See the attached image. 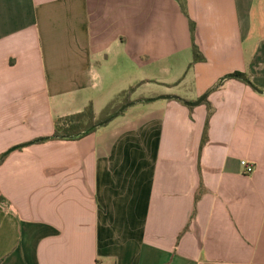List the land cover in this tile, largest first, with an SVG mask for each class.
I'll use <instances>...</instances> for the list:
<instances>
[{
  "label": "crops",
  "instance_id": "obj_1",
  "mask_svg": "<svg viewBox=\"0 0 264 264\" xmlns=\"http://www.w3.org/2000/svg\"><path fill=\"white\" fill-rule=\"evenodd\" d=\"M131 89L0 165V264H264V0H0V160Z\"/></svg>",
  "mask_w": 264,
  "mask_h": 264
},
{
  "label": "trees",
  "instance_id": "obj_2",
  "mask_svg": "<svg viewBox=\"0 0 264 264\" xmlns=\"http://www.w3.org/2000/svg\"><path fill=\"white\" fill-rule=\"evenodd\" d=\"M182 11L186 14L184 3H182ZM190 29H191V34H192V51H193L192 65H193L198 62L204 61V57L202 56L200 49L196 44V39H195L196 38V27L193 22H190ZM234 77L239 78L243 80L244 82H246L247 84H250L251 86H253V84L250 82V78L245 75L237 73L234 75ZM224 81L225 80H223L219 85L214 87L213 90L219 89L221 84ZM133 90L134 89H131L127 92L126 98L124 99L121 105L117 107H115L113 103L109 105L105 110V113H104L105 116L99 120L96 119L93 103H90L80 113L57 119L54 124V134L52 135V137L46 138L43 142H40V143H44L48 140L74 141V140L81 139L89 134L94 133L99 128L96 126L100 122L112 117L122 106L132 103L130 96ZM207 101L208 99H206L201 105L207 103ZM124 112L125 111H123L119 116L123 115ZM212 114H213V111L210 108L208 117L206 119L205 127H204L200 150L204 148V146L207 144L209 140V125H210ZM6 158L7 156L0 160V165L6 160Z\"/></svg>",
  "mask_w": 264,
  "mask_h": 264
},
{
  "label": "water",
  "instance_id": "obj_3",
  "mask_svg": "<svg viewBox=\"0 0 264 264\" xmlns=\"http://www.w3.org/2000/svg\"><path fill=\"white\" fill-rule=\"evenodd\" d=\"M230 77H234V75H231ZM208 95H203L200 99H198L197 101L195 102H185V104L189 107H197L199 105H201L206 99H207ZM172 97L170 96H162L160 97L159 99H171ZM152 101V100H151ZM133 103L131 104H126L124 106H122L112 117L100 122L96 127H102L104 125H107L108 123H110L113 119H115L116 117H118L123 111H125L128 107H130ZM46 138H40V139H37L35 141H32V142H29V143H26V144H23V145H20L18 147H15V148H12L10 149L9 151H7L2 157L1 159H3L4 157L8 156L11 152L15 151V150H18L20 148H23V147H27V146H30V145H34V144H37V143H40V142H43Z\"/></svg>",
  "mask_w": 264,
  "mask_h": 264
},
{
  "label": "built area",
  "instance_id": "obj_4",
  "mask_svg": "<svg viewBox=\"0 0 264 264\" xmlns=\"http://www.w3.org/2000/svg\"><path fill=\"white\" fill-rule=\"evenodd\" d=\"M242 167L244 168V174L245 175H252L256 171V167L254 164L249 163L247 161H243L241 163Z\"/></svg>",
  "mask_w": 264,
  "mask_h": 264
},
{
  "label": "rangeland",
  "instance_id": "obj_5",
  "mask_svg": "<svg viewBox=\"0 0 264 264\" xmlns=\"http://www.w3.org/2000/svg\"><path fill=\"white\" fill-rule=\"evenodd\" d=\"M121 99H122V98H121ZM120 101H122V100H120ZM104 116H105V115H103L102 118H103ZM48 141H50V140H48Z\"/></svg>",
  "mask_w": 264,
  "mask_h": 264
}]
</instances>
